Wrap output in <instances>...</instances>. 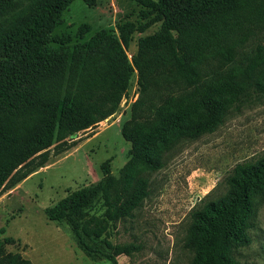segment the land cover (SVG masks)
Listing matches in <instances>:
<instances>
[{
  "label": "trees",
  "instance_id": "1",
  "mask_svg": "<svg viewBox=\"0 0 264 264\" xmlns=\"http://www.w3.org/2000/svg\"><path fill=\"white\" fill-rule=\"evenodd\" d=\"M71 1L0 0V53H15L0 69V188L9 181L15 185L41 165L53 143L64 149L68 136L112 114L135 69L140 95L120 129L122 137L131 142L128 161L118 178L106 176L83 188L54 217L65 218L77 245L87 254L94 251L115 263V256L128 255L137 247L111 244L105 237L99 239L103 246L98 248L87 241L100 237L106 220L129 216L147 196L146 178L129 176V169L133 163L147 172L161 167L159 156H150L149 150L181 118L179 111L163 114L172 94L186 89L197 92L205 82L220 76V70L235 58L220 24L233 15L264 14V0H132L141 6V16L158 13L160 25L156 32L139 38L131 67L122 52L126 34L120 41L96 34L85 43L71 45L54 37L53 30ZM82 1L92 7L97 0ZM124 28L127 33L133 30L130 23ZM150 50L157 52L150 55ZM93 55L97 59L78 66L79 57ZM247 68L238 80L229 78L202 95L205 116L184 127V138L213 132L230 110L229 104L240 100L241 83L264 94V83L253 78L252 66ZM222 93L232 95L233 101L221 102ZM101 168L107 173L104 163ZM223 181V194L202 200L189 212L183 241V247L193 253L189 264H252L238 261L234 252L250 243L247 230L253 224L255 199L264 193V154L236 162ZM98 193L106 205L104 217L78 221L80 210L90 206ZM0 264L29 263L18 253H3L0 247Z\"/></svg>",
  "mask_w": 264,
  "mask_h": 264
},
{
  "label": "rangeland",
  "instance_id": "2",
  "mask_svg": "<svg viewBox=\"0 0 264 264\" xmlns=\"http://www.w3.org/2000/svg\"><path fill=\"white\" fill-rule=\"evenodd\" d=\"M140 10L141 6L132 0H97L92 7L82 0H73L62 11L53 35L71 45L85 43L96 34L118 41L126 34L122 52L131 67L139 38L156 32L160 25L158 13L150 12L143 17ZM126 23L133 26L132 32H125ZM220 25L225 44L234 49V61L220 70L216 80L205 82L199 91L186 89L172 94L170 106H166L163 114L179 111L181 118L174 128L162 132L149 150L150 156H159L161 167L147 172L133 163L129 169V176L137 174L146 178L147 196L129 216L115 222L106 220L100 237L87 241L98 248L103 246L99 239L105 237L111 244H132L136 250L115 256V263L94 251L87 254L77 245L65 218H54L62 204L67 205L83 188L106 176L118 178L128 161L131 142L122 137L120 129L130 119V107L140 95L138 74L132 69L129 85L112 114L68 136L64 149L63 145L53 143L41 165L15 185L10 186L9 181L0 188L3 253H18L29 264H189L193 253L183 247V241L190 210L202 200L214 199L225 192L224 175L236 162L264 154V94L243 83L239 101H233L229 93H222L221 102H233L213 132L192 140L182 135L184 127L203 120L205 110L200 99L216 90L219 83L229 78L238 80L239 74L249 66L253 68V78L264 83V14L233 15ZM156 52L150 50L149 54ZM14 56L13 50L1 52L0 69ZM84 58H78V66L94 61L97 56ZM102 163L107 173L103 172ZM105 209L98 193L90 206L80 210L77 220L100 219ZM253 209V224L247 230L250 243L236 248L234 255L240 262L264 264V193L255 199Z\"/></svg>",
  "mask_w": 264,
  "mask_h": 264
}]
</instances>
